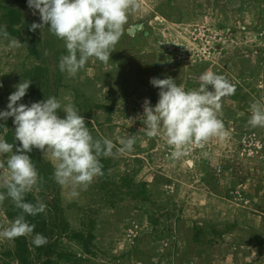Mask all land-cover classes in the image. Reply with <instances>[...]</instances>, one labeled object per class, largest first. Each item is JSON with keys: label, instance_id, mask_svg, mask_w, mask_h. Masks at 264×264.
<instances>
[{"label": "rangeland", "instance_id": "obj_1", "mask_svg": "<svg viewBox=\"0 0 264 264\" xmlns=\"http://www.w3.org/2000/svg\"><path fill=\"white\" fill-rule=\"evenodd\" d=\"M134 3L110 60L89 58L75 75L59 69L67 54L61 52L66 50L62 40L53 42L52 51L38 48L46 60L41 64L29 52L27 29L17 27L19 44L0 36V111L7 110L14 86L31 76L34 91L29 92L30 85L19 103L54 96L62 104L61 117L63 105H74L93 137L114 144L113 155H101L109 160L106 174L76 189L77 196L55 181L50 154L34 149L40 165L51 167L52 184L39 183L29 193L39 203L55 201L68 233L93 235L89 255L68 233L58 237L57 251L72 257L57 264H264V150L250 157L242 151L248 135L264 142V127L249 124L251 106L264 103V0ZM0 6L19 9L31 29L42 24L28 0H0ZM3 13L0 9V24L6 25ZM47 27L33 30L42 43L51 36ZM131 27L137 30L134 35L128 34ZM46 67L47 74L39 78ZM208 70L235 85L215 110L224 135L187 146L185 155L173 161L174 146L162 132L148 137L141 119L145 99L153 107L159 99L150 79L171 77L190 91L199 88V77ZM12 121L0 120V136L9 142V135L15 143ZM130 136L136 139L133 149L120 152L121 139ZM19 146L17 141L14 147ZM9 155L0 160L6 162ZM6 172L0 169V177ZM10 203V198L0 203V231L12 222L5 215ZM195 231L201 232L197 242ZM13 247L12 239L0 237V264H17L7 256ZM31 259L32 264L42 262L35 254Z\"/></svg>", "mask_w": 264, "mask_h": 264}, {"label": "clouds", "instance_id": "obj_2", "mask_svg": "<svg viewBox=\"0 0 264 264\" xmlns=\"http://www.w3.org/2000/svg\"><path fill=\"white\" fill-rule=\"evenodd\" d=\"M28 5L39 12L42 21V24H33L32 30L47 25V30L63 41L67 54L60 58L59 69L71 75L77 74L89 58L110 60L111 50L128 22L130 9L137 6L134 0H28ZM9 35L7 26L0 24V36ZM19 43L13 38V45ZM199 80L198 89L186 91L171 77L150 79V84L159 89V99L154 107L145 99L141 119L148 137L162 132L167 144L174 146L173 161L185 155L187 146L224 135V124L215 110L220 108L219 98L233 94L235 85L212 70L202 73ZM31 84V80H23L15 85L8 97L7 110L0 111V120L11 117L15 126V143L0 136V156L10 154L6 162L0 160V169H7L0 177V188L6 189V192L0 191V203L10 198L15 207L22 210L9 227L0 231V237L8 239L34 233L35 225L25 216H36L46 208L44 203L34 205L25 201L26 193L38 189L41 180L29 155L33 149L50 154L55 161V181L70 186L73 196L79 195L76 189L86 188L95 177L104 174L98 157L113 155V142L95 139L74 105H63L64 116L61 117L62 104L54 96L30 105L19 103ZM249 124L264 127V103L256 102L251 106ZM17 141L20 146L14 151ZM120 143V152L131 151L136 139L130 136ZM47 242L40 233L32 240L37 247Z\"/></svg>", "mask_w": 264, "mask_h": 264}, {"label": "trees", "instance_id": "obj_3", "mask_svg": "<svg viewBox=\"0 0 264 264\" xmlns=\"http://www.w3.org/2000/svg\"><path fill=\"white\" fill-rule=\"evenodd\" d=\"M1 10H5V13H3L2 21L7 25V30L9 32V37L10 38H15L18 39L20 38V29H27L29 31V35L32 36L30 41L28 42V47H29V52L31 53L32 56L35 57V59L39 60V63L43 64L46 62L45 57L43 54L39 52L38 48L40 46H44L43 50L47 51H52V45L53 42L60 40L54 35L50 33V37L48 41H45L47 43H42L40 40H38L34 35V31L29 27L30 21L24 19L23 13L19 10L16 9L15 7H1ZM20 26V29L17 28ZM51 37L53 39H51ZM42 44V45H41ZM44 44V45H43ZM62 53H66V50L61 51ZM60 51L53 52L54 58L58 59V54ZM58 63V62H57ZM35 70L40 69V67H35ZM48 69L47 67L45 68V71H41V75L39 78L42 77V74H47ZM28 75L30 76L31 73L28 72ZM37 77V76H35ZM38 78V77H37ZM35 78L30 76V80H34ZM35 83L31 84L29 92L32 93L35 88ZM241 98L245 99L244 97L247 98V94L242 93ZM236 98V96L234 97ZM105 110L108 112L111 111L110 107H104ZM11 124V123H10ZM13 124V121H12ZM9 125V123H8ZM1 130V128H0ZM7 139H9V142L13 143L12 138H10L9 135L6 136ZM96 139V137H94ZM15 148V147H14ZM30 158L33 160V162L36 164V167L38 169L39 175L41 177L40 183L44 186H50L51 183V173L50 170L52 171L51 167L47 164L41 166L39 163V159L35 157V152L34 149L33 151L29 154ZM102 155V154H101ZM99 156L98 159L100 160L101 164L103 165L102 171L103 175L99 177H103L106 174L107 171V165L109 163V160L104 159L102 156ZM141 193H145V189H141ZM2 191L6 192V189H2ZM139 194V193H138ZM25 201L32 203L34 205H37L39 202L37 199L30 194L29 192L26 193L25 195ZM44 203L46 205L45 211L43 213H40L36 216H30L26 215L25 218L30 224L35 225V230L34 233L28 234L26 236H20L17 238H12L13 241V249L10 250L7 253V256L12 258L17 264H32V254H35L38 260H42L40 264H57L60 261H69L71 259L70 254L64 253V251L59 252L57 251V245L58 241L56 239H59L61 235H66L69 231V225L66 223L63 219L62 216V211L59 209V206L55 203V201H49L47 198H44ZM22 214V210L18 209L15 207L13 201L11 200V203L9 206L6 207L5 209V215L6 217L10 220L13 221L17 216ZM59 223V224H58ZM36 233L42 234L44 237L47 238V244L43 246H35L32 243V239ZM200 231L198 234V231L194 232V241L197 242V237L200 235ZM68 237L70 240H73L77 243L80 244L82 247L84 254H91V251L89 249V245L91 244L93 235L89 231L86 235H84L83 232H76V231H71L68 233ZM56 238L54 239V237ZM54 239V240H53ZM6 264H9V261L6 262Z\"/></svg>", "mask_w": 264, "mask_h": 264}, {"label": "built area", "instance_id": "obj_4", "mask_svg": "<svg viewBox=\"0 0 264 264\" xmlns=\"http://www.w3.org/2000/svg\"><path fill=\"white\" fill-rule=\"evenodd\" d=\"M253 134L248 135L249 138H243L242 151L246 156H254L256 153L263 152L264 142L260 141L258 138L252 137Z\"/></svg>", "mask_w": 264, "mask_h": 264}, {"label": "water", "instance_id": "obj_5", "mask_svg": "<svg viewBox=\"0 0 264 264\" xmlns=\"http://www.w3.org/2000/svg\"><path fill=\"white\" fill-rule=\"evenodd\" d=\"M33 12H34L35 14H39V12H38L37 10H35V9H33ZM138 29H140V27H138ZM136 31H137V30H136L135 27H131V28L128 29V34H129V35H134Z\"/></svg>", "mask_w": 264, "mask_h": 264}]
</instances>
